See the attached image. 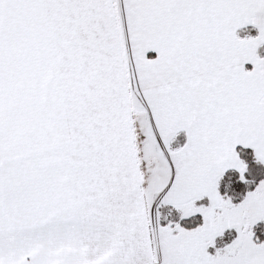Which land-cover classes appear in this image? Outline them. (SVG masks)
Here are the masks:
<instances>
[{
    "label": "snow or ice",
    "instance_id": "1",
    "mask_svg": "<svg viewBox=\"0 0 264 264\" xmlns=\"http://www.w3.org/2000/svg\"><path fill=\"white\" fill-rule=\"evenodd\" d=\"M0 264H264V0H0Z\"/></svg>",
    "mask_w": 264,
    "mask_h": 264
}]
</instances>
